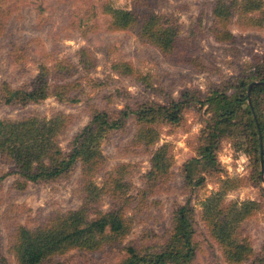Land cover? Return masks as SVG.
Segmentation results:
<instances>
[{"label":"rangeland","instance_id":"1","mask_svg":"<svg viewBox=\"0 0 264 264\" xmlns=\"http://www.w3.org/2000/svg\"><path fill=\"white\" fill-rule=\"evenodd\" d=\"M216 1L2 0L7 12L3 9L0 13V93L5 82L16 89L31 88L42 66L53 69L57 62L67 60L74 66L70 74L64 77L54 72L50 83L52 90L66 84L65 92L78 98L79 103L61 102L51 96L21 107L6 105L0 96V121L32 116L50 120L64 114L69 125L60 133L58 144L69 152L74 138L91 123L96 110L113 114L137 102L169 104L186 91L198 93L204 101L213 91L243 76L247 68L250 72L253 65L264 62V28L241 24L237 14L230 24L231 42L221 43L213 37L210 28ZM107 5L130 10L139 20L156 14L177 22L180 35L176 53L165 56L153 44L141 41L135 31L111 32ZM83 51L91 63H83ZM120 62L132 63L139 72L136 74L146 78L149 86L136 76L118 75L114 66ZM206 110L196 104L185 109L179 125L155 124L159 136L150 145L138 141L135 118L124 129L109 133L100 143L104 162L92 176L93 190H102L92 212L109 211L115 197L122 199L120 194L133 196L140 204L146 200V210L130 209L127 216L136 218V222L123 242L94 252L72 249L47 264H120L123 249L131 243L139 247L162 245L171 232L177 208L185 204L195 208L196 214L199 249L193 264H229L203 221L205 201L224 192L226 184L230 187L225 191V204H261L239 230L255 253L243 264H260L259 259L264 257V174L261 185L255 160L236 147L234 138L223 137L216 149L219 168L204 173L206 182L201 187H189L185 181V164L198 156L203 144L210 118ZM165 146L170 147L174 160L172 178L143 199L153 157ZM85 168L79 164L68 177L28 182L27 188L20 189L22 179L14 175L15 164L0 154V175L11 174L0 187V264H19L16 240L20 228L36 231L49 219L82 207L83 182L93 171ZM96 216L92 213L90 219Z\"/></svg>","mask_w":264,"mask_h":264},{"label":"trees","instance_id":"2","mask_svg":"<svg viewBox=\"0 0 264 264\" xmlns=\"http://www.w3.org/2000/svg\"><path fill=\"white\" fill-rule=\"evenodd\" d=\"M1 3L2 0L0 13L4 9ZM105 12L111 17V32L135 31L141 41L153 44L165 56L176 53L180 35L177 22L156 14L139 20L132 11L115 9L112 5H107ZM236 14L239 15L241 24L264 28L263 0H217L212 8L213 21L210 30L218 42L228 43L233 40L230 24ZM254 14L258 17L252 16ZM83 52V63H91L85 58L86 52ZM73 68L67 60L57 62L53 69L42 66L31 88L16 89L5 82L1 88V99L6 105L21 107L38 104L51 96L57 97L61 102L79 103L78 98H72L65 92L68 88L66 84L54 86L52 90L50 83L54 72L67 77ZM251 68L253 70L246 72L247 68L243 76L229 82L225 88L213 91L204 101L198 93L186 91L180 99L172 100L169 104L137 102L135 106L128 105L124 110L113 114L96 110L91 123L74 138L69 152L63 151L58 144L60 133L69 125V119L64 114L50 120L32 116L19 121H0V154L15 164L17 170L14 175L22 179L18 184L20 189L27 188L28 182H53L68 177L79 164L86 166L85 170L93 169L92 173L88 174L89 180L83 182L84 204L79 210L55 216L36 231L25 228L18 230V263L47 264L54 257L72 249L98 251L107 245L123 242L130 234L136 218L127 214L132 208L137 212L146 210V200L140 204L133 196L125 198L120 194L122 199L115 197L109 211L96 209L92 212L94 202L98 201L102 193V190L99 193L93 190L92 176L104 162L100 153L101 141L109 133L124 129L132 118L136 119L139 128L138 141L143 145H150L159 136L154 130L155 124L166 122L179 125L186 108L196 104L207 107L210 118L203 133V144L198 149V156L185 164L187 185L203 186L206 182L204 173L212 168H219L216 149L223 137L234 138L236 147L245 150L247 155L255 160L259 168L258 180L262 185L264 62ZM114 71L122 76H136L139 81L149 86L146 78L136 74L139 72L132 63L115 64ZM254 82L263 85L254 87L250 104L249 86ZM169 150L168 146L160 148L153 157V169L148 174L142 192L143 199L149 198L159 184L170 182L174 160ZM9 175L11 174L0 175V187ZM224 187L227 190L230 184ZM261 189L264 195V188ZM226 190L205 201L203 221L210 237L222 249L226 261L229 264H243L252 259L255 253L248 240L242 239L239 230L242 222L256 213L261 204L255 201L225 204ZM92 213H97V216L90 219ZM198 249L195 208L185 204L177 208L171 232L162 245L139 247L131 243L123 249L125 255L120 264H193ZM259 263L264 264V257L259 259Z\"/></svg>","mask_w":264,"mask_h":264},{"label":"water","instance_id":"3","mask_svg":"<svg viewBox=\"0 0 264 264\" xmlns=\"http://www.w3.org/2000/svg\"><path fill=\"white\" fill-rule=\"evenodd\" d=\"M258 85H263V83H258V82H254L249 86V103L252 104V91L254 89V87L258 86ZM261 157H262V165H264V150H263V140L261 137Z\"/></svg>","mask_w":264,"mask_h":264}]
</instances>
